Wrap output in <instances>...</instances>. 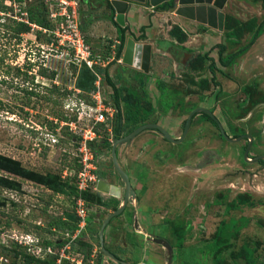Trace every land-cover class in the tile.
Listing matches in <instances>:
<instances>
[{
    "label": "rangeland",
    "instance_id": "rangeland-1",
    "mask_svg": "<svg viewBox=\"0 0 264 264\" xmlns=\"http://www.w3.org/2000/svg\"><path fill=\"white\" fill-rule=\"evenodd\" d=\"M147 8L153 17H159L156 25L160 30L163 27L165 30L166 23L169 34L171 27L177 26L182 37L188 40L183 39L187 46L182 45L188 54L184 53L179 61H172V53L168 60L153 54L146 72L122 63L120 57L104 63L118 96V108L113 104V89L101 75L94 93L84 95L72 88L73 74L78 66L68 61L64 48H59L58 54L48 49L40 27H28L10 38L14 19L3 15L5 10L0 9V153L19 161L36 175L17 177L19 191L0 186V201L3 202L0 211L4 212L0 213V245L10 246L13 236L6 234L8 230L17 236L21 233L23 243L29 245L36 236L46 239L38 249L44 251L49 246L54 252L61 248L67 264H90V258L94 261L92 264H119L102 254L98 245L99 227L105 216L121 203L123 189L111 161L110 147L135 127L151 122L162 126L171 138L180 139L169 141L156 128H144L130 139L115 142L117 164L127 175L134 195L105 225L102 233L105 248L129 264H216L215 259L219 264H247L242 256L236 255L240 248L246 247L255 258L253 264H264V164L250 160L264 154V29L227 66L219 63L215 46L217 43L224 45L221 56L225 57L246 44L252 31L247 29L245 22L253 18L258 23L264 18V4L225 1L221 10L224 16L233 19L230 30L241 32L232 37L225 36L223 28L217 31L195 21L188 22V26L174 24L170 14L182 17H177L171 7L165 10ZM77 15L78 27L80 23L86 43L96 46L97 42L91 41L92 35L84 29L85 9L78 7ZM97 15L101 17L99 10ZM123 26L126 33L128 28L126 24ZM146 27L144 36H139L138 29L137 35L128 31L129 37L136 42H146V38L158 44L161 32L154 28L155 18L154 24L147 20L142 33ZM107 41L110 40L103 42ZM110 42L115 49L118 42ZM40 46L45 55L41 61L36 56ZM99 49L91 47L93 52ZM28 52L32 53L27 55ZM27 62L34 66L42 62L55 69V77L40 78L33 74L35 68L27 67ZM211 62L213 75L208 68ZM82 97L89 102L82 101ZM72 98H79L84 104L99 100L107 108L104 117L110 118L104 124L106 131L96 127L95 138L89 141L94 180L89 182L86 191L91 192L93 198L90 201L81 197L86 213L83 228L78 231L74 193L79 184L76 173L63 169L69 159L61 149L72 147V140H69L72 134L66 122L55 118L63 108L70 112L68 105H72ZM63 102L68 105L62 106ZM198 106L213 114L229 138L246 136L235 141L224 139L217 126L201 119L198 111L192 114L183 133L188 113ZM134 117L142 119L141 122L133 123ZM53 121L59 122L56 129L51 126ZM43 126L54 133L59 141L56 146L51 136L48 137L52 143L50 138L45 140L47 129ZM40 131L45 134L42 136ZM102 135L108 144L99 140ZM248 139L251 144L246 160L243 152ZM46 142L49 147L45 146ZM13 175L15 173L10 176ZM97 179L119 186V196L95 191ZM64 180L74 186L73 195L57 191V183ZM52 182L55 183L52 185ZM10 199L21 201L22 206L11 211ZM229 203L232 206L226 208L225 204ZM134 216L137 228L132 224ZM7 220L10 221L8 226L5 225ZM71 224H75L72 231L68 228ZM224 225L229 227L227 230H234V235L213 250L210 247L213 232L216 226ZM179 231L183 239L178 244L176 234ZM152 237L163 238L169 243V261L166 248L153 242ZM77 240L85 242L83 246L90 248L92 257L83 256L77 249ZM7 259L11 257L2 258L1 264H6Z\"/></svg>",
    "mask_w": 264,
    "mask_h": 264
},
{
    "label": "trees",
    "instance_id": "trees-1",
    "mask_svg": "<svg viewBox=\"0 0 264 264\" xmlns=\"http://www.w3.org/2000/svg\"><path fill=\"white\" fill-rule=\"evenodd\" d=\"M245 1H249L251 4H256V3H261L264 4V0H245ZM80 0H77V3H79ZM109 7V13H110V20L113 23V25L116 26V32H117V39H118V44L116 45V48L114 49V57H119L121 54V49L124 43V31H125V26L121 27L119 26L114 20H113V16L111 14H113V9L112 7L107 4ZM169 2L167 3H161L157 6H155V8L157 9H168L169 6ZM0 9H4V5H2L1 0H0ZM112 11V12H111ZM26 12H27V21L29 23H33L35 24L37 27H40L41 29H45V30H53L55 26L58 25V20L56 19V21H53L52 19H50L49 17V8H48V4L46 2H44L43 0H32L31 2H29L26 6ZM232 17L229 16H224V21H223V29H224V34L227 37H232L234 35H239L241 32H232L230 30L229 26L232 21ZM64 21V20H63ZM12 22L14 23L13 26V31L10 34V38H15L16 36L20 35L24 29L30 27L27 23L22 22V21H16V20H12ZM247 29L249 31H252L251 33V37L249 39V41L244 44L243 46H241L239 49H237L236 51L225 55V57L221 56V53L224 49V45L223 44H215V46L217 47V53H218V61L222 66H227L229 65V63L231 62V60L234 57H237V55L241 54L243 51L246 50V48L252 43V41L254 40V38L264 29V18H262L258 23H255V20L253 18L249 19L247 22ZM79 29H81V25L79 23ZM144 26L141 25L139 27V36L142 37L144 36V34L142 33ZM239 30H241L240 27H238ZM169 35L174 37L178 42H181L184 38L182 37V33L179 31V29L177 28V26L171 27V29L168 31ZM4 34V32H3ZM43 34L45 35V39H46V43L49 42L51 34H48L47 32H43ZM18 39V38H17ZM105 40H100L96 46H89L90 47V51H91V58H94L93 55H98L99 58H106L108 55H110V50H111V42L107 41V43L103 42ZM105 43V44H104ZM88 44V43H87ZM99 47L100 49L98 50V52H93V50H91V47ZM39 49L36 50V53L39 52ZM50 51H52L55 54L59 53V50L57 49H49ZM31 52H28L27 55H29ZM35 53V54H36ZM36 55H40L36 54ZM44 58V57H43ZM42 58V59H43ZM66 58H69L70 60H73V55H72V51H69V54L66 56ZM27 67L30 69H34L35 70V75L41 76L40 78H48V79H52L55 77V69H52L49 66H45V64H42L41 62L37 65L35 64V66L30 63L27 62ZM94 68L96 69V72L99 73L101 75V78H103V80L105 81V83L107 85H109L112 89H113V104L118 108V96L117 93L115 92V88L113 86V83L111 81V79L108 76L107 73V69L106 67H98V66H94ZM209 70L211 71L212 75H213V63L211 62L209 64ZM33 70V71H34ZM211 78H213L211 76ZM96 76L95 74L84 65V63L80 64V66H78L76 68V73L73 74V83H72V88L73 89H77L79 90V93H82L84 95H88L90 94L92 91L95 90V82ZM215 84H218L215 82ZM83 98V97H82ZM68 99H70V97H68ZM73 99V98H72ZM79 98L70 100L73 102L74 105H68L70 112L68 111V109H62V112L60 114L56 115V119L57 121H64V122H70V121H74L76 118V112L78 110L79 104L83 103L81 101H78ZM82 101H87L89 102V99L84 100V98L82 99ZM65 104V102L62 103ZM65 104V105H66ZM87 104H91V103H87ZM77 105V106H76ZM64 110L66 112H64ZM148 111H145V114H147ZM64 114H70L71 117L66 116ZM105 114V113H104ZM198 115L200 114V118L201 119H205L210 121L213 125L215 124V122L204 112H198ZM137 115V114H136ZM131 117V116H130ZM110 118H108V116L105 118V120L103 122H99L96 123L94 125V132L96 133L95 129L96 127H100L102 128L103 131H106V128H104V124H106L107 121H109ZM117 119H119L117 117ZM134 122L133 123H139L141 122V120H137L136 117H134ZM137 120V121H136ZM53 125L51 124V126L54 127V129H56L57 125L59 122H52ZM55 123V124H54ZM118 125L119 122L117 120V123L114 127V133L117 134L118 132ZM216 125V124H215ZM46 127V126H43ZM47 129V127H46ZM130 131V129L128 130ZM126 131V132H128ZM70 132V131H69ZM42 136L43 134H45V132L43 133L42 131L39 132ZM46 133L49 134L47 136H53L54 137V143L56 146L58 144V140L56 139V137L54 136V133H52L49 129L46 130ZM105 132H103L104 134ZM71 136L69 137L70 141L73 140L74 138H77L76 135L72 132L69 133ZM68 134V135H69ZM52 137V138H53ZM45 139H49L50 137H44ZM103 144L106 145L108 144V141L105 139L106 137H103V135L101 137H99ZM72 144V147L74 146V141L70 142ZM88 144L90 145V142H88ZM46 147H49V145H46ZM62 151H64L65 155L67 156L68 163L65 164V166L63 167V169H71L74 173L78 172L82 165L80 160H78V157H75L73 155H71L69 153V151L65 148H61ZM4 172V174L2 173ZM10 173H15V176H10L12 174ZM27 176H36L35 173L31 170H29L28 168L23 167L22 165H20L19 161H16L15 159L11 158L10 156L4 155L0 153V186L3 188H6L8 190H14V191H19V187H20V180H18L17 177L20 178H24ZM51 182V181H50ZM55 182H52V185ZM57 187V191H60L61 193H64L66 196H70L73 195L74 192V186L73 185H69L67 184V182L64 180L62 183H57L56 185ZM54 191H56L54 189ZM96 191V190H95ZM98 192V191H97ZM74 195L77 197V195L84 197V199L86 200H90L92 201L93 198V194L89 191L83 190L80 191L79 193L76 192L74 193ZM85 200V201H86ZM9 202V206H11V211L14 209H17L19 206H22L21 201H17V200H13L10 199L8 200ZM87 202V201H86ZM100 202V201H99ZM89 203V202H87ZM0 205H3V202L0 201ZM87 206V205H86ZM230 206H232V204H225L226 208H229ZM1 214H4L3 210L0 211ZM14 220H16L17 222H19L20 220L17 217L12 216ZM9 220L5 221V225L8 226L9 225ZM56 222H60L59 220H56ZM62 222L65 223L64 220H62ZM246 220H243V223H245ZM231 223H233V220H231ZM59 224V223H58ZM4 225V226H5ZM35 225V224H34ZM75 226V224H71L70 227H68L71 231L74 229L73 227ZM37 228L43 229L44 231H48L50 232L51 230L49 228H40L39 226H35ZM229 227L227 225L224 226H216L214 232H213V236H212V240L210 243V247L213 250H216L219 246H221L223 244V242H225L228 238H230L231 236H233L234 234V230L231 232L229 230H227ZM20 233V232H19ZM6 234H11L13 236V238H11V244L10 246H3L0 245V257L1 258H7L8 256L11 257V260L7 259V263L6 264H54V260L56 258V254L53 253H49V252H45L42 253V251H40L42 253V256H38L37 253L38 252H34L33 254L30 253L27 250V245L25 243H23L24 237H20L21 233L19 234V236H17L14 232L12 231H6ZM61 236V235H60ZM60 236H57V239L60 238ZM20 237V238H18ZM62 237V236H61ZM18 239L20 240L18 242ZM183 239V235L182 232L179 231L176 234V243H181ZM46 239L40 238L39 236L34 237V241L30 242L32 245L35 246V249L39 251L38 247L44 245V241ZM78 247L77 249H79L82 253L83 256H88L90 253V248H84V243L82 241L77 240ZM84 245V246H83ZM19 248H23V251H18ZM27 250V251H26ZM100 251V250H99ZM113 255H115L113 253ZM217 255V254H216ZM215 255V257H216ZM236 255H240L242 256L247 264H253L255 262V258H253L252 256V251L246 247H242L240 248L237 252ZM218 257V256H217ZM118 258V257H117ZM1 260V259H0ZM216 262V264H219L218 261L215 259L214 260ZM1 264V261H0ZM62 264H67V261L65 259L62 260Z\"/></svg>",
    "mask_w": 264,
    "mask_h": 264
},
{
    "label": "built area",
    "instance_id": "built-area-1",
    "mask_svg": "<svg viewBox=\"0 0 264 264\" xmlns=\"http://www.w3.org/2000/svg\"><path fill=\"white\" fill-rule=\"evenodd\" d=\"M31 1L32 0H2L5 10L2 13L5 16L12 17V19L16 21L25 22L30 27L36 26L35 24L29 23L27 21L26 6ZM43 1L48 4L50 19H52L53 21H56L57 19L59 22L58 25L55 26L52 31L42 29V31L51 34L50 40L48 42V47H49L48 49L58 50L59 48L62 49L64 48L65 53H67V55L71 50L73 55V60H70L68 58V61L71 62L72 64H76L77 66H80V64L84 63V65L88 67L95 74L96 79L94 85L96 90L98 81H100V74L96 72L94 66L103 67L109 61L114 60L115 59L114 49L111 46V50L109 51L110 55H108L104 59L99 58L98 55H93L94 58H91L90 55L92 53L90 51V47L85 41L84 34L78 28L77 0H43ZM41 47L42 46H40V50H39L40 55L39 56L36 55L39 57L40 61L45 56L42 55L43 50ZM94 91H92L91 93H94ZM72 105H74L73 102ZM84 107L85 110L83 109ZM106 110L107 108H104L103 105L100 104L99 100L98 102L96 101L94 104L80 103L78 110L76 112L77 114L75 120L66 123L68 125L69 131L74 133L77 137L72 140L75 143L74 146L68 148L67 150L71 155L78 157V160H80L82 165L81 169L78 172H76L77 182L79 184V186L77 185L76 188L78 193L80 191L86 190L87 187H89L88 186L89 182L94 180L93 175L91 173L93 155L88 142L95 138L94 125L96 123L103 122L105 120L106 116L104 117V113L107 115V112H105ZM46 135L49 134L46 133ZM52 140H54V137ZM49 141L50 143H52L51 138ZM45 144L48 145L49 143L46 142ZM74 210L79 218L78 223L76 224L78 227V229L76 230L78 231L79 228H83V225L85 223L84 216L86 213V208L84 206L81 196L79 195H77L75 199ZM19 241L20 240L18 239V242ZM25 244L28 246L27 250L30 253L33 254L34 252H38L37 255L40 257L42 256V253L45 252L56 254L54 264H62V259L66 257L63 254L61 248L59 249V251L52 252L49 246H46L44 251H42L41 253L40 252L41 250L39 251L36 250L35 246H33L31 243H30L31 245H29L28 243ZM92 255L93 254H90L89 257H92ZM0 259L2 258L0 257ZM89 262L90 264H92V262L94 261L90 258Z\"/></svg>",
    "mask_w": 264,
    "mask_h": 264
},
{
    "label": "water",
    "instance_id": "water-1",
    "mask_svg": "<svg viewBox=\"0 0 264 264\" xmlns=\"http://www.w3.org/2000/svg\"><path fill=\"white\" fill-rule=\"evenodd\" d=\"M169 1V6L173 9V12L175 15L195 21L201 24H204L212 29H215L217 31H221L223 28V21H224V14L221 10L226 0H109L110 5L114 9V20L118 25L123 26L125 24L124 20V12L126 11L128 4L130 3H147L150 7H155L158 4L165 3ZM149 59H150V45L145 42H136L132 38L127 37L125 39L122 53H121V62L131 65L132 67L138 68L142 70L143 72H146L148 70L149 66ZM73 67V65H71ZM197 112H205L216 124L221 136L228 140V141H235L238 139H241L243 136H246V134L239 135L236 138H229L227 134L224 132L221 124L217 121V119L213 116V114L206 110L203 107H196L192 109L185 120V124L183 127V133L186 131L188 123L190 121V118L193 113ZM144 128H156L163 137L166 140L172 141L176 140L178 141L180 138L173 139L170 137V135L158 124L156 123H143L139 126L135 127L132 131H130L127 135L119 138L118 140H115V142L118 141H124L127 139H130L131 137L138 134L141 130ZM115 142L112 143L110 147V157L112 164L114 166L115 171L117 172L118 176L120 177L122 183H123V189H122V197H121V203L117 208H115L112 212H109L104 220L102 221L99 230H98V245L99 249L101 250V253L111 258L113 261L119 263V264H129L116 256H114L111 252H109L104 244H103V229L109 219L113 217L114 215L119 214L126 202L130 201V197L134 195L133 190L131 189L129 180L125 172L119 167L116 161V153H115ZM250 140L248 139L245 149L243 152V157L247 160V152L250 147ZM251 161H257L261 160L264 162V154H258L256 156H253ZM95 188L103 191L106 194H109L111 196H119L120 194V187L111 184L105 180L97 179ZM133 226L137 228V221L135 216L133 217ZM153 242L161 245L162 247L166 248L168 252V261H169V254L171 252V246L169 243L160 237H152L151 238Z\"/></svg>",
    "mask_w": 264,
    "mask_h": 264
},
{
    "label": "crops",
    "instance_id": "crops-1",
    "mask_svg": "<svg viewBox=\"0 0 264 264\" xmlns=\"http://www.w3.org/2000/svg\"><path fill=\"white\" fill-rule=\"evenodd\" d=\"M82 1L83 2L77 3L78 4L77 8L80 7L81 9H85V15H84V17H82L85 21L83 23V25L85 26L84 29H87V32L90 33L89 35H92V36H90L91 41L98 43L100 40L109 39L110 41L112 40V42H117L118 39L116 36L117 35L116 26L113 25L110 18L108 17L110 10H109V7L107 4H109V0H82ZM104 3H106V4H104ZM104 5H106V6H104ZM148 6H149V4H147V3H142V4L141 3H138V4L130 3V4H128V7H127L126 11L124 12L125 24L128 28V31L133 33L134 35H137V33L139 32L138 29L141 25L145 26V24H147V20H150V23L154 24V18H155V27L154 28H156L158 30V32H161V33H159V39L160 38H162V39H160V41L158 39V44L154 45L155 42L153 43L150 39L147 40L145 38V40H146L145 43H148L150 45L149 64L151 63V58H152L153 54H154V56H156V53L159 55L160 58L164 57L167 60L170 58L169 55L172 53L173 54L172 61L173 60L174 61L182 60L184 57V53L188 54L187 51L183 50V49H185L184 48L185 45L187 46L186 41H188V40L184 39L186 41L183 40L184 42H182V41L177 42L175 40V38L173 39L172 36L167 34L168 29H166V28L167 27L169 28V26L166 23H165V26H166L165 30H164V27H163V30H162V28L160 30V28L156 25V22L158 23L157 18H159V17H157V16L153 17L154 15H152L153 14L152 12H149V10L147 8ZM87 9H88V11H87ZM103 9H106V10L102 11ZM98 10H99V14H101V17H99L97 15ZM86 13H89V16ZM150 13H151V15L148 18V15ZM114 14L115 13L113 12V15ZM170 16H171V19L173 20L171 22L174 24L178 23L180 25L188 26V22L192 23V21H189V20L184 19V18H176V16H172V14H170ZM147 28L148 27H146L144 29L143 34H146L145 31H147ZM187 30H189V29H187ZM209 30H210V28H209ZM125 31H126V29H125ZM125 31H124V33H125ZM128 31L125 33L126 34L125 38L131 36V34L128 33ZM208 33H210V31ZM161 36H163V37H161ZM169 37H171V38H169ZM94 40H96V41H94ZM93 42H91V43H93ZM223 91H227V89H223Z\"/></svg>",
    "mask_w": 264,
    "mask_h": 264
},
{
    "label": "flooded vegetation",
    "instance_id": "flooded-vegetation-1",
    "mask_svg": "<svg viewBox=\"0 0 264 264\" xmlns=\"http://www.w3.org/2000/svg\"><path fill=\"white\" fill-rule=\"evenodd\" d=\"M165 3H167V2H165ZM156 6H157V5H156ZM187 20H188V19H187ZM256 162L264 164V162H262L261 160H257ZM95 182H96V181H95Z\"/></svg>",
    "mask_w": 264,
    "mask_h": 264
},
{
    "label": "clouds",
    "instance_id": "clouds-1",
    "mask_svg": "<svg viewBox=\"0 0 264 264\" xmlns=\"http://www.w3.org/2000/svg\"><path fill=\"white\" fill-rule=\"evenodd\" d=\"M2 3V2H1ZM110 4V3H109ZM2 5H3V3H2ZM111 6V5H110ZM112 7V6H111ZM113 9V8H112ZM113 12H114V9H113ZM117 42H118V40H117ZM120 57V59H121V55L119 56ZM118 57V58H119ZM121 61V60H120ZM41 77V76H40ZM198 113V112H197ZM96 183V182H95Z\"/></svg>",
    "mask_w": 264,
    "mask_h": 264
},
{
    "label": "bare ground",
    "instance_id": "bare-ground-1",
    "mask_svg": "<svg viewBox=\"0 0 264 264\" xmlns=\"http://www.w3.org/2000/svg\"><path fill=\"white\" fill-rule=\"evenodd\" d=\"M124 20H125V18H124ZM161 127H162V126H161ZM95 190H96V191H100V192H103V191H101V190H99V189H97V188H95ZM103 193H104V192H103Z\"/></svg>",
    "mask_w": 264,
    "mask_h": 264
}]
</instances>
